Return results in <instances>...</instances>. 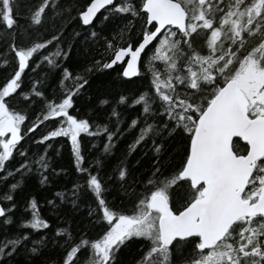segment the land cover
<instances>
[{"label": "snow or ice", "instance_id": "6c2138e0", "mask_svg": "<svg viewBox=\"0 0 264 264\" xmlns=\"http://www.w3.org/2000/svg\"><path fill=\"white\" fill-rule=\"evenodd\" d=\"M76 8L80 10L73 17ZM21 11L17 0H0V24L16 30L8 46L10 59L4 62L14 71L0 82V173H6L0 180L21 178L0 198V224L14 223L17 205L11 193L25 177L35 171L39 183L46 185L52 176L66 174L52 167L48 152L53 144L48 142L67 138L79 180L47 203L54 212L68 205L76 211L83 203L88 209L84 219L95 234L84 231V221L76 229L64 220L65 227L51 238L33 239V233L39 235L51 225L32 197L25 209L30 217L18 226L26 231L0 242V264H8L21 250L24 264H34L49 245L62 253L55 264H122V249L134 243L140 248L132 264H264V0H86L84 5L77 0H39L29 10L23 31L16 19ZM65 17L70 19L65 22ZM46 20L50 38L34 42L33 32ZM72 20L89 26L81 42L85 57L93 48L100 55L91 56L86 73L120 66L118 75L131 79L141 76L143 67L147 89L131 97L120 95L115 105L97 97L92 117L72 114L76 98L92 85L61 63L82 35L75 32L65 49ZM109 24L113 27L104 35ZM50 47L53 50L43 55ZM33 63V72L45 65L49 73L59 70L61 87L72 81L58 102L42 90L47 76L23 91L22 76ZM38 102L41 110L31 121ZM122 105L140 111L125 117L118 111ZM105 108L110 111L101 120L98 113ZM46 123L52 125L50 130L33 139L37 147L46 144L44 152L30 160L29 148L21 142ZM82 134L104 141L100 155L90 162L82 151ZM129 135L133 139L125 149L126 159L118 176L110 178L129 206L116 211L105 198L108 189L100 171L103 157L112 155ZM177 138L188 141L179 164L168 162L169 141ZM141 146H147L143 159L130 167L127 158ZM14 153L23 163L13 171L7 162ZM143 160L149 163L141 168Z\"/></svg>", "mask_w": 264, "mask_h": 264}, {"label": "trees", "instance_id": "16d2710c", "mask_svg": "<svg viewBox=\"0 0 264 264\" xmlns=\"http://www.w3.org/2000/svg\"><path fill=\"white\" fill-rule=\"evenodd\" d=\"M17 2L23 9V11L19 12L16 17L19 30L23 31L29 24L27 19L29 10L34 4L39 3V0H17ZM77 2L79 5H84L86 0H77ZM79 10V8L74 9L71 15L75 17ZM100 15L101 14H98V17H100ZM69 19V17H65V22ZM112 27L113 25L109 24L108 29L104 32V35H109ZM89 30V26L85 27L82 25V22L72 20L65 34V43L63 45L65 49L67 48L68 43L71 42V38L75 32H81L82 35L75 38V44L69 59L67 61H61L63 67L68 68L73 75L79 73L92 81L91 87H86L84 93L75 100V108L72 110V114H78L80 118L93 116V109L97 104V97L108 98L112 101L113 105H115V102L119 99L120 95L127 97H131L134 94L138 95L140 92L145 91L149 84V79L144 76L145 69L143 67L141 68V76L134 77L132 79H125L118 75V72L122 71L120 66H117L116 71L108 70L107 72L101 73L97 70L92 73H86L84 68L91 63V56H94L95 59H100V55L95 51V48H93L89 57L86 58L84 55V47L81 42L83 40V34L89 32ZM50 33L51 29H48V21L46 20L43 28L33 32V40L34 42H43L45 38H50ZM15 38L16 30L7 29L5 25L0 24V82L6 81V79L10 78L13 74L14 67L6 66L4 62L5 59H10L8 46ZM23 42L25 44L29 43L27 37H25ZM197 43L199 44V38H197ZM52 50L53 48L50 47L48 50L43 51L42 54L47 55V53ZM34 66L35 65L33 63L29 69H26L25 74L22 76V80L24 81L23 91L27 92L29 90V85L32 81L42 79L47 76V82L42 90L49 100L56 99L58 102L62 92L71 87L72 81H65L63 87H61V72L59 70L54 69L51 73H49V69L45 65L36 72H33L32 67ZM14 103L17 108H24L23 104L17 102ZM128 103H131V99L128 100ZM40 110L41 108L38 102L35 106V110L30 116L31 121H35L36 115ZM108 111H110V108H105L103 112L98 113L99 118L103 120ZM118 111H120L123 116L131 118L140 111V108L137 107L135 109H130L122 105L118 107ZM26 123H28V121H26ZM126 126L127 125H125V127ZM51 127V124L46 123L37 131L34 137L21 142L24 147L29 148L28 156L30 160L34 158V154L36 153L43 154L44 148L46 147V144L39 147L35 146L33 144V139L39 140L43 134H46L50 130ZM133 135L126 136L123 140H121L117 144L112 155L103 157L104 167L100 171V176L108 189V193L105 198L110 204L114 205L113 210L116 211H119L129 205L127 199L122 196V189L119 190L118 194L117 186L113 180H110V178L113 177L114 174L118 176L117 169L122 167V161L126 159L125 149L132 141ZM48 143L53 144V147L48 152V155L51 157L52 167L56 171L63 169L66 174L52 176L49 183L46 185H41L39 183L40 177L35 174V171H33V174L30 176L25 177L24 181L21 182V186L11 193L14 195L15 203L17 205L16 210L12 213L14 223L8 225L7 227L0 224V242H2L5 237L12 238L26 231L18 226L21 221H27L30 217V213L26 212L25 209L27 208V201L32 197H34L38 203L41 216L48 220L51 225L50 229L40 231L39 235L33 233V239H38L39 236H48L51 238L53 233L58 228L65 227V224L62 223L64 220H68L70 223H73L76 229H79L81 221H84V231L89 233L91 236H94L95 234V229L92 228V224L88 223L84 219L87 216L88 209L83 203L81 204L80 209L76 211H73L71 206L68 205L61 208L60 211L54 212L48 205L47 201L56 199L55 193L57 191L70 189L73 186V181L79 180L78 174L75 172L73 167L72 158L70 156V142H68L67 138H56L55 141H50ZM103 143L104 141L99 138L94 139L83 136L82 151L86 158V162H90L95 157L100 155ZM93 144H97L99 147L93 149L91 147ZM187 144V140H182L180 138H177L174 141H169L168 152L171 153V155L168 158V162L179 164L181 157L184 155V149ZM61 145H63L62 148ZM146 147L147 146H141L134 155L127 158V162L130 167L135 165L137 160L143 159V153L146 150ZM58 149L60 150L59 155H57ZM176 153H179V155ZM21 163H23L21 158L14 153V158L7 162V168L14 171ZM147 163H149L148 160H143L140 167L142 168ZM85 166L87 167L88 163H86ZM139 170L140 169L137 168L135 172H133V175L138 174ZM5 174L6 173H0V176ZM20 179V176L16 175L9 178L7 181L0 180V198H2L5 193L10 191L9 186L11 184L20 181ZM129 179L131 180V176ZM180 195H183L182 190ZM87 199L89 203H91L93 198L89 196ZM177 199H179V197H177ZM57 203H59L58 200ZM4 206L9 207L10 205H8L7 202H4ZM56 217H59V219ZM27 231L31 230L28 229ZM28 247H31L30 243ZM139 248L140 244L134 243L128 248L122 249L120 253V260L122 261V264H132L133 259L139 256ZM22 252L23 250H21V254H18L12 261L8 262V264H24V255ZM61 256L62 253L59 250H55L51 245H49L48 248L43 251L42 256L38 257L34 261V264H44L45 261H47V264H55L56 261L61 259Z\"/></svg>", "mask_w": 264, "mask_h": 264}, {"label": "water", "instance_id": "95a60500", "mask_svg": "<svg viewBox=\"0 0 264 264\" xmlns=\"http://www.w3.org/2000/svg\"><path fill=\"white\" fill-rule=\"evenodd\" d=\"M103 10H101V12H102ZM99 14V13H98ZM85 27H87L86 25H84ZM134 78V77H133ZM132 79V78H131Z\"/></svg>", "mask_w": 264, "mask_h": 264}, {"label": "flooded vegetation", "instance_id": "af4514ba", "mask_svg": "<svg viewBox=\"0 0 264 264\" xmlns=\"http://www.w3.org/2000/svg\"><path fill=\"white\" fill-rule=\"evenodd\" d=\"M241 143H243V142H241Z\"/></svg>", "mask_w": 264, "mask_h": 264}]
</instances>
